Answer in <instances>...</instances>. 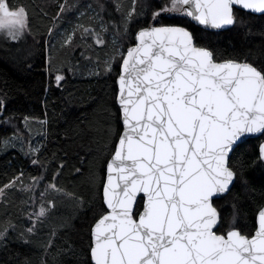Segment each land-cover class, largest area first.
<instances>
[{"label": "snow or ice", "instance_id": "snow-or-ice-1", "mask_svg": "<svg viewBox=\"0 0 264 264\" xmlns=\"http://www.w3.org/2000/svg\"><path fill=\"white\" fill-rule=\"evenodd\" d=\"M237 8L264 15V0H170L118 53L122 131L106 164L92 264H264V206L255 232L246 235L231 224L221 231L217 204L244 180L233 163L238 142L264 135V63L224 59L199 46L190 27L159 22L163 14H179L218 30L236 25ZM134 13L135 6L124 25ZM27 21L24 6L0 0V30L10 40L23 36ZM96 43L104 44L99 34ZM65 78L55 71L57 86ZM258 165L264 171V143ZM48 190L59 191L56 183ZM47 211L41 206L37 220Z\"/></svg>", "mask_w": 264, "mask_h": 264}, {"label": "trees", "instance_id": "trees-1", "mask_svg": "<svg viewBox=\"0 0 264 264\" xmlns=\"http://www.w3.org/2000/svg\"><path fill=\"white\" fill-rule=\"evenodd\" d=\"M6 1L13 9L24 6L28 21L25 40L0 47V101L6 105L0 108V230H6L0 264H92L91 230L104 210L106 164L122 131L116 103L121 58L108 71L106 59L118 53L117 44L97 47L85 28L106 23L120 43L131 46L138 29L148 26L153 11L164 5L161 0H69L79 10L61 13L64 0ZM134 6L131 22L124 25ZM237 11L236 25L222 31L201 28L190 18L165 16L164 24L190 27L199 46L224 59L264 63V15ZM96 53L101 54L99 62ZM57 69L66 77L59 86ZM16 127L43 142L39 152L27 156ZM263 142L264 135L250 138L232 154L244 180L217 202L224 217L222 232L231 224L251 235L257 227V211L264 206V171L258 165ZM37 177L44 178L42 185L56 183L59 191H49L47 200L54 208L29 232L32 194L15 182Z\"/></svg>", "mask_w": 264, "mask_h": 264}, {"label": "rangeland", "instance_id": "rangeland-1", "mask_svg": "<svg viewBox=\"0 0 264 264\" xmlns=\"http://www.w3.org/2000/svg\"><path fill=\"white\" fill-rule=\"evenodd\" d=\"M69 0H64L63 3H61V13L63 12H69V11H77L78 8H73L72 6L70 7V3L68 4ZM138 1V0H135ZM170 3V0H161V4L162 5H168ZM68 4V5H67ZM117 6V5H116ZM79 10V9H78ZM132 12V11H131ZM83 13V12H82ZM81 13V14H82ZM168 16V17H177V18H181V20H189V18L183 17L182 15L179 14H163L159 17V22L160 24H164L165 23V19L164 17ZM153 16L151 14V20L149 22V25L153 24ZM79 23V21L77 22V24ZM159 26V25H157ZM75 28L72 29V31L70 32V38L72 36H74V30ZM86 30V34L88 36H91V42L94 43L95 46L100 47V48H111V45L113 44V46H115V44H117V52L119 53L120 51H123L125 49H127L128 47H130V42H123L120 43L119 37L116 36L115 32L111 31L110 25L106 24V23H102V22H98L96 28L95 27H89L85 28ZM97 34H99L100 38L103 39L104 44H97L96 43V39H97ZM136 36V34H135ZM67 41H69V34L67 35ZM109 37V38H108ZM26 39V31L24 32L23 36L20 37V40H25ZM110 39V40H109ZM18 41H12L10 40L7 35L6 32L3 30H0V47L2 45H5L7 42H13V43H17ZM110 41V44H109ZM70 42V41H69ZM67 42V44L69 43ZM112 54V60L109 61L110 57H107L106 61L108 62V66L107 69L109 67L112 66L113 62L116 63L118 56H120L119 54ZM101 54L96 53V61L99 62L100 59L98 57H100ZM97 68L99 70L100 65L99 63L97 64ZM98 72V71H97ZM28 128L32 129L33 127L30 125V123H28ZM14 126V125H13ZM16 131H17V136L19 137V139L21 140V142H19L18 144L21 145L24 144V148H25V153L28 155H34L30 149H38V151L35 152V154L37 152H39V150L43 147V142L37 141L40 140L38 137L36 138H27V135H25V133H23V131L21 130V128L16 127ZM44 176V173H43ZM41 178V177H40ZM16 185L20 186V189H24V190H28L31 191L32 197L31 200L28 204V207H30V212L27 215V220L29 222V226L27 227V229H31V232H34L37 228L38 225L41 224V220L43 218H45L48 214V212L50 211V209L52 208V201H48L47 200V196L50 194V190H48V185H42V181L39 180V178H31L30 181L25 182L23 179L19 178L16 182ZM22 183L24 184V186L22 185ZM40 192V195L36 194ZM43 193V195H42ZM41 206L45 207V209H47V214L46 216L40 218L39 220H37V217L35 214L39 213Z\"/></svg>", "mask_w": 264, "mask_h": 264}, {"label": "water", "instance_id": "water-1", "mask_svg": "<svg viewBox=\"0 0 264 264\" xmlns=\"http://www.w3.org/2000/svg\"><path fill=\"white\" fill-rule=\"evenodd\" d=\"M7 2V1H6ZM238 10H241V9H239V8H237ZM253 14H256V15H260V14H258V13H253ZM190 20H191V18H190ZM195 25H197V26H199V27H201V28H204V29H207V30H211V31H222V30H225V29H228V28H230V27H226V28H223V29H211V28H209V27H204V26H201V25H199L197 22H195V21H193V20H191ZM169 25H176V24H169ZM232 27V26H231ZM132 46V45H131ZM117 82V81H116ZM117 87H118V85H117ZM260 136H262V135H259V134H249V135H247L246 137H243V138H241V141H239L238 142V145L239 144H241V143H243V142H245V141H247V140H249L250 138H257V137H260ZM264 143V142H263ZM111 159V158H110ZM110 159H109V161H110ZM105 177H106V175H105ZM139 199V198H138ZM92 228H93V226H92ZM256 230V229H255ZM255 232V231H254ZM91 233H92V230H91ZM91 238H92V236H91Z\"/></svg>", "mask_w": 264, "mask_h": 264}]
</instances>
